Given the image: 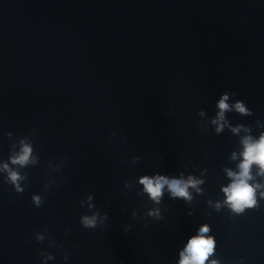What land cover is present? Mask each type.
<instances>
[{"label":"clouds","instance_id":"9594fccd","mask_svg":"<svg viewBox=\"0 0 264 264\" xmlns=\"http://www.w3.org/2000/svg\"><path fill=\"white\" fill-rule=\"evenodd\" d=\"M228 95L225 94L219 100L217 107L219 112L213 123L217 125V133L222 131L226 124L225 112L232 110L242 115H250L251 112L246 107L244 102L237 101L234 105L227 103ZM203 114V113H201ZM240 127L234 128V132H239ZM241 143L243 145L242 151L239 153L240 162L237 165L238 171L231 169H225L231 182L228 186L224 187L222 191L225 194L224 203L234 212L243 213L246 208H253L256 206V191L261 187L259 184H252L250 181L254 179L252 175V169L255 166L258 170L257 174L264 176V133L260 135L258 139L252 136H245L242 138ZM32 147L28 143L21 142L19 152L10 157L11 165H18L21 168L27 166L30 162L35 163V160L31 159ZM232 159H236V154L233 153ZM0 171L6 172L7 177L5 182L12 185L17 193H23L24 189L21 187V181L26 179L22 176L18 170L9 166V163L0 165ZM139 183L143 185V190L146 192L151 200L156 203L160 202V198L163 195L165 187L170 195L174 198L190 199L188 192L189 187L196 188V186L203 181L194 180L189 177L187 180L182 178H169L167 176L156 175L154 177L144 176L139 180ZM199 190V189H197ZM264 196V193H261ZM32 202L36 207H40L42 201L39 196H32ZM91 199V197H89ZM219 209V203L216 205ZM156 212H150L149 215H155ZM106 219V216L100 219L102 223ZM98 223V213L91 216L85 215L81 217V224L85 229L95 228ZM210 226L207 224L201 225L198 234L189 238L188 243L184 249L180 252L179 264H205L209 257L214 253L215 238L210 235H206L210 232ZM37 241H43L44 236L37 234ZM41 257L44 260L54 259L51 254L45 255L41 253ZM67 254L64 255V259L67 260ZM211 264H218L213 260Z\"/></svg>","mask_w":264,"mask_h":264}]
</instances>
